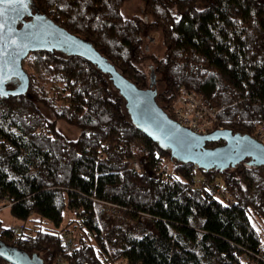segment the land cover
<instances>
[{"label": "trees", "instance_id": "obj_1", "mask_svg": "<svg viewBox=\"0 0 264 264\" xmlns=\"http://www.w3.org/2000/svg\"><path fill=\"white\" fill-rule=\"evenodd\" d=\"M125 1L30 0V8L85 39L142 89L147 74L133 63L141 33L146 23L161 29L166 55L152 56V73L166 84L158 106L170 116L185 86L218 109L224 130L254 137L264 121V0H142L151 22L123 17ZM22 66L27 93L0 97V198L13 201L11 214L30 235L15 238L0 222L1 242L40 260L44 253V264L61 255L65 264H264L251 222L264 224L263 165L245 160L221 171L176 160L137 127L109 75L84 57L38 51ZM57 119L79 135L67 138ZM198 171L222 179L235 204L194 188ZM67 232L76 244L65 254L58 240Z\"/></svg>", "mask_w": 264, "mask_h": 264}, {"label": "water", "instance_id": "obj_2", "mask_svg": "<svg viewBox=\"0 0 264 264\" xmlns=\"http://www.w3.org/2000/svg\"><path fill=\"white\" fill-rule=\"evenodd\" d=\"M30 0L19 3L0 5L5 38L16 45L8 47L3 59H0V80L3 81L1 98L18 97L27 93L30 79L22 63L29 53L58 51L84 57L96 65L103 73L109 75L112 86L123 97L125 107L138 128L154 139L161 147L170 149L173 158L180 162H190L203 169L230 170L240 162L249 160L248 164L264 166V145L253 136L230 130H215L206 135L194 134L190 129L181 127L168 116L156 101V90L151 74L149 87L142 89L121 75L115 66L82 37L68 33L60 24L50 18L33 13ZM29 16L30 20H25ZM27 25V27H25ZM12 53V55H9ZM19 79L13 89L7 88L10 79ZM223 141L216 147H206L207 142ZM0 259L10 264H42L38 255L22 252L16 245L0 241Z\"/></svg>", "mask_w": 264, "mask_h": 264}, {"label": "built area", "instance_id": "obj_3", "mask_svg": "<svg viewBox=\"0 0 264 264\" xmlns=\"http://www.w3.org/2000/svg\"><path fill=\"white\" fill-rule=\"evenodd\" d=\"M175 101L173 102V106L171 109L170 116L174 119L177 124L181 127H186L190 129L194 134L198 135H206L215 130H223V127L217 124L218 118V109L212 108L208 106L204 102V97L201 93L190 91L185 86H182L178 93ZM254 138L262 145H264V121L260 122L254 132ZM132 167L139 172V163L135 160L132 161ZM163 178L167 179L169 177V172H163ZM198 175V174H197ZM196 176V175H195ZM201 179H196L193 177L191 181L193 182L194 188L201 187V185H205L208 187L210 191L214 193V195L222 199L229 204H235V198L233 193L224 186L222 181H209L206 177L200 175ZM13 205V201L11 202L7 196L0 198V213L2 210L8 209ZM73 216L77 215L76 211L71 212ZM2 230L0 229V234H2ZM11 233L14 234L15 238H19L21 234L25 237V234L30 235L29 232L25 229V224L21 222L13 223L10 226ZM62 252L69 253V251L73 250L76 244L75 235L72 232H67L61 235L58 240ZM63 256H59V260L55 262V264H64Z\"/></svg>", "mask_w": 264, "mask_h": 264}, {"label": "rangeland", "instance_id": "obj_4", "mask_svg": "<svg viewBox=\"0 0 264 264\" xmlns=\"http://www.w3.org/2000/svg\"><path fill=\"white\" fill-rule=\"evenodd\" d=\"M198 8L201 7V5H196ZM121 9V14L123 17L127 18H132L135 16H139L143 19H147L148 22H151L153 18L146 12L144 8V3L142 0H128L125 1L124 4L122 5ZM145 31L141 33V39L143 41L142 43V49H141V60L140 61H134L135 65L141 69L144 73L147 74V79L150 81L151 77V69L154 65V62L152 60V56L156 57L157 59L163 58L166 55L165 51V45H164V40H162V31L161 29H154L151 26H149L148 23ZM154 78V88L157 92L163 91L166 89V84H164L163 80V74L162 73H157L153 75ZM148 81V82H149ZM43 111L46 113L48 117H51L48 114V111H46L43 108ZM57 128L59 129L60 132L65 134V136L69 139H75L80 133L79 129L75 126H72L68 124L66 121L57 119ZM136 161V160H135ZM138 162V161H137ZM139 171H140V166H139ZM198 175L194 176L196 179H201L200 177V172L198 171ZM220 181L223 182L222 179H219ZM216 181V180H215ZM224 184V182H223ZM67 218L69 217V214L67 212ZM68 220V219H67ZM66 220V221H67ZM0 222L1 225L5 227H10L13 225V223H17V220L12 216L11 211L8 209L2 210L0 213ZM252 224L256 227L257 231L260 233L261 236V241L264 243V224L259 221L258 219H252L251 220ZM77 233V231H75ZM74 234V233H73ZM78 234V233H77ZM75 235V234H74ZM76 238V235H75ZM33 255V254H30ZM42 258V264H44V253H40L39 255ZM64 263V262H63ZM65 264V263H64ZM116 264H125V262L119 261Z\"/></svg>", "mask_w": 264, "mask_h": 264}, {"label": "snow or ice", "instance_id": "obj_5", "mask_svg": "<svg viewBox=\"0 0 264 264\" xmlns=\"http://www.w3.org/2000/svg\"><path fill=\"white\" fill-rule=\"evenodd\" d=\"M14 0H0V5H3L5 3L12 4ZM19 3H23V0H18ZM3 17V11L0 10V59H3L4 52L8 47L16 45L15 40H11L9 43L8 40L5 38L3 29L5 28V23L2 20ZM27 27V25L25 26ZM9 55H12V53H9ZM3 81L0 80V89H2ZM0 94H5L2 91H0Z\"/></svg>", "mask_w": 264, "mask_h": 264}, {"label": "flooded vegetation", "instance_id": "obj_6", "mask_svg": "<svg viewBox=\"0 0 264 264\" xmlns=\"http://www.w3.org/2000/svg\"><path fill=\"white\" fill-rule=\"evenodd\" d=\"M31 19V17H29V16H27L26 18H25V20H30ZM53 52H56V53H64V50L62 49V48H60V50H58V51H53ZM153 68V67H152ZM151 73H152V69H151V71H150ZM152 74H154V73H152ZM18 84H19V79H15V78H12V79H10V81L7 83V88H9V89H13V88H15V87H17L18 86Z\"/></svg>", "mask_w": 264, "mask_h": 264}]
</instances>
